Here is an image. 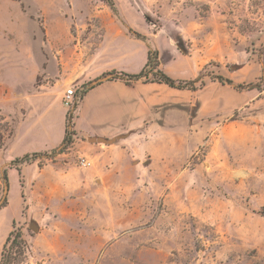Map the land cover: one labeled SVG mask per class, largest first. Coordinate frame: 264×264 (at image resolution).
<instances>
[{
	"label": "rangeland",
	"instance_id": "374dc122",
	"mask_svg": "<svg viewBox=\"0 0 264 264\" xmlns=\"http://www.w3.org/2000/svg\"><path fill=\"white\" fill-rule=\"evenodd\" d=\"M114 2L117 15L102 0H0V243L13 221L28 240L21 264H264V0ZM99 15L122 16L150 35L148 43L124 41L138 52L121 72L139 74L149 48L171 78L205 82L196 92L166 88L182 107L172 109L182 138L168 151L171 181L141 169L91 184L79 165L88 157L71 150L14 163L61 145L78 101L67 109L64 95L73 88L79 98L82 87L68 85L62 96L52 87L65 73L62 59L71 69L69 36L91 42ZM180 118L188 120L182 129ZM57 158L67 168L54 166ZM36 161L41 176L25 169ZM90 219L103 224L86 227ZM56 242L57 257L49 247Z\"/></svg>",
	"mask_w": 264,
	"mask_h": 264
},
{
	"label": "crops",
	"instance_id": "0c3cea01",
	"mask_svg": "<svg viewBox=\"0 0 264 264\" xmlns=\"http://www.w3.org/2000/svg\"><path fill=\"white\" fill-rule=\"evenodd\" d=\"M99 16L93 19L95 22H99L98 24L102 27V30L98 29L97 33L91 31L88 37L93 38V40L97 38L96 43H93V40L91 42L85 40L82 44L81 40H79L81 35L73 36L70 34L71 36L69 37L72 38L76 47L75 57L70 65V70L66 68L63 59L61 61L64 64L65 73L52 87L57 95H64L68 85L80 88L111 71L121 72L120 70L123 69L121 65L133 63L134 56L138 50L128 48L124 42L126 39L132 41V38H135L129 33V29L133 27L122 16L116 17L112 15L109 19ZM119 22L126 26V30H112L109 28L118 27V25H121ZM139 33L146 37V41H140L144 43L150 42L149 34L142 31H139ZM90 44L95 46L92 50L88 47L91 46ZM148 52L149 48L146 50L144 67L148 61ZM183 58L187 57L183 56ZM89 67L95 68V76L93 77L92 75L83 79L82 75ZM66 73L67 79L64 78ZM166 88V85L159 83L138 82L126 85L120 80H115L105 81L87 92L75 112L74 131L76 136L75 143L70 149V154L84 155L91 161V166L86 168L84 172V177L89 183H104L109 179L117 181L125 174L136 175L140 173L141 169L146 171L149 176H158L157 180H172V163L168 151L171 150L172 144L177 142L178 138H182L181 131L172 130V109L182 108L181 105H176L178 103L176 97L180 96L178 95L179 93L190 91L173 89L178 92V94L173 95ZM47 98L48 94L44 93V100L46 101ZM211 103L212 105L216 104L215 101ZM217 103H220L219 99ZM175 111L177 110H174V113ZM184 120L180 118L178 123L174 122L177 124V128L182 129V127L187 125L188 120ZM65 127L64 133L59 139V145L64 139ZM80 139H82L83 145L78 149ZM58 146L31 151L26 154L53 150ZM60 160V158H57L54 166L61 165L64 168L68 162L64 161L61 164ZM37 163L36 161L31 163V165L27 164L25 169L31 168L32 171L37 172L38 176H41L46 169L40 170L37 167ZM24 175L25 179H27L26 171ZM136 179L138 178L136 177ZM99 193L98 191L97 194ZM86 224V227L99 228L103 223L99 219L94 221L90 219ZM12 230L13 221L2 237L0 260L5 241ZM24 238L26 241V237ZM95 240L98 247L107 244L101 238H96ZM26 243L28 245V240ZM57 244L59 245L58 242L49 244L56 257L59 255Z\"/></svg>",
	"mask_w": 264,
	"mask_h": 264
},
{
	"label": "trees",
	"instance_id": "16d2710c",
	"mask_svg": "<svg viewBox=\"0 0 264 264\" xmlns=\"http://www.w3.org/2000/svg\"><path fill=\"white\" fill-rule=\"evenodd\" d=\"M102 2L111 10V12L115 15L118 14L116 5L114 0H102ZM129 33L131 36L135 37L138 40L146 41V37L142 34L129 29ZM152 76V83H159L166 85L171 89H175L178 91H190L196 92L202 89L205 86V82H199L196 80H176L168 76L164 71L160 69V64L158 61V53L155 54L150 50L148 52V61L144 69L135 75L126 74L124 72L111 71L102 75L101 77L88 82L87 84L82 86L79 98L77 96V103L73 111H68L66 114V127H65V136L61 143V145L56 148L51 154L46 153H34L32 156L26 155L22 159L18 161L20 164L30 163L31 161H35L42 158H47L52 160L57 154H63L70 150L75 143L76 133L74 131V118L75 112L78 108L80 101L84 98L87 92L93 89L95 86L102 84L105 81H115L120 80L124 82L126 85H132L138 82L147 83L149 77ZM213 81L219 82L221 85H233V81L226 79L222 76H217L212 78ZM241 88V86H238ZM3 179L7 181V175L4 173ZM8 186V185H7ZM6 207V203L0 206V210ZM15 222H13V230L8 235L3 251L1 254L0 264H21L23 263L24 257L26 256V242L22 231L16 228ZM23 259V260H22Z\"/></svg>",
	"mask_w": 264,
	"mask_h": 264
},
{
	"label": "built area",
	"instance_id": "2783aa9c",
	"mask_svg": "<svg viewBox=\"0 0 264 264\" xmlns=\"http://www.w3.org/2000/svg\"><path fill=\"white\" fill-rule=\"evenodd\" d=\"M77 98V91L75 89H69L66 91L64 95V105L67 109L72 108V105L74 104L75 99ZM79 165L82 168H88L91 166V161L88 158H81L79 161Z\"/></svg>",
	"mask_w": 264,
	"mask_h": 264
},
{
	"label": "water",
	"instance_id": "95a60500",
	"mask_svg": "<svg viewBox=\"0 0 264 264\" xmlns=\"http://www.w3.org/2000/svg\"><path fill=\"white\" fill-rule=\"evenodd\" d=\"M9 188H8V186L6 187V190H8Z\"/></svg>",
	"mask_w": 264,
	"mask_h": 264
}]
</instances>
